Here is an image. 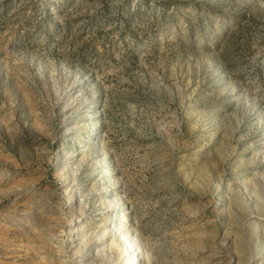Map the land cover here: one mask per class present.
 Instances as JSON below:
<instances>
[{"label": "rangeland", "instance_id": "obj_1", "mask_svg": "<svg viewBox=\"0 0 264 264\" xmlns=\"http://www.w3.org/2000/svg\"><path fill=\"white\" fill-rule=\"evenodd\" d=\"M241 181L264 194V0H0V264H79L74 226L143 264H236L241 232L264 264L263 218L215 205Z\"/></svg>", "mask_w": 264, "mask_h": 264}, {"label": "bare ground", "instance_id": "obj_2", "mask_svg": "<svg viewBox=\"0 0 264 264\" xmlns=\"http://www.w3.org/2000/svg\"><path fill=\"white\" fill-rule=\"evenodd\" d=\"M111 177L112 173H110V170L107 172ZM107 175V174H106ZM64 194L63 197H65L68 201L70 206H73L75 202L77 201V192L75 190V187L73 183L67 178H64ZM242 183V194L246 197V202L243 203L244 207H241L240 212L238 214L232 213L231 206H227L225 202V190L223 189V185L221 182H216V191L218 194H216V202L215 205L218 209V214L220 217L227 221V224L234 223V227L238 230L240 229V226H242L241 222L244 220L243 217H259L263 218L260 220V234L264 233V194L259 192L256 189H253L251 186H249L244 181H241ZM112 185V184H111ZM112 193L110 195L111 199L118 195V191L115 187H112L111 189ZM109 197V198H110ZM111 201V200H110ZM114 201V200H113ZM121 202V200H120ZM249 202V203H247ZM241 203V202H240ZM112 208V211H115L116 208L113 207V204H109ZM119 206V203L117 202L116 207ZM119 209V207H118ZM86 219V218H85ZM69 224L72 225L73 222L69 220ZM76 226H74L73 231L74 235L77 234L78 236H81L79 239L80 244L78 246V249L73 252L71 251H63L64 255L68 254V258L72 259V261L79 262V264H95L96 262L100 261V264H118L121 259L125 260L126 264H143V259L140 256V253L136 251L134 247V243L132 240L131 232L129 228L126 226L123 227H116L117 231L114 229L111 230L110 237L112 239L113 243H120V249H121V256L120 258H114L113 251L112 252H106L105 250H102L100 248L99 240L101 241L102 238L99 236V234H96L95 232L89 231H76ZM116 231V232H115ZM68 232H70V229H68ZM258 233V237L252 241V256L255 254L256 250L259 246H261V251L264 254V242L262 244H259L260 234ZM70 236V237H73ZM241 234H237V237L233 241L234 247L236 248V253L234 254V263L236 264H243L244 260L247 257V251L244 247V242L241 240ZM91 247L92 249H95L94 253H91V250H88V247ZM73 248V247H72ZM66 260L64 262L69 261ZM264 259V258H263ZM77 264V263H76Z\"/></svg>", "mask_w": 264, "mask_h": 264}]
</instances>
